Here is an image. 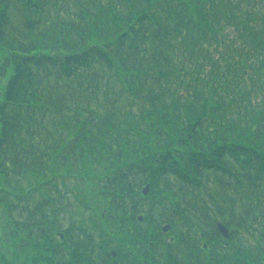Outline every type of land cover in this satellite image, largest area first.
Returning <instances> with one entry per match:
<instances>
[{"label": "trees", "instance_id": "obj_1", "mask_svg": "<svg viewBox=\"0 0 264 264\" xmlns=\"http://www.w3.org/2000/svg\"><path fill=\"white\" fill-rule=\"evenodd\" d=\"M9 70L0 264H264V0H0Z\"/></svg>", "mask_w": 264, "mask_h": 264}, {"label": "rangeland", "instance_id": "obj_2", "mask_svg": "<svg viewBox=\"0 0 264 264\" xmlns=\"http://www.w3.org/2000/svg\"><path fill=\"white\" fill-rule=\"evenodd\" d=\"M10 75H11V73L9 70L7 75L0 80V98L2 97V95L4 93V89H5V86L7 83V79L9 78ZM67 185L72 186L73 184L67 183ZM58 186H59V188H61L63 190L64 187H62V185L60 186L58 184ZM40 198H41L40 193H35L33 196V201L31 200V201H29V203L32 204V202H35V201L37 202L40 200ZM70 200L73 201L72 196L69 198V201ZM90 214H91L90 210H85L83 207H80L79 205L78 206L77 205L71 206L68 211H66V210L60 211L61 221L63 223L64 228L68 227L71 224H74V226H79V224L82 223L81 222L82 219H85L88 221L89 218H91ZM4 216H5V214H4V212L0 206V252L4 248H6V250H12L13 249L11 242H9V240H8V237L7 236L5 237V231L3 228L4 224H5ZM87 229L88 230L92 229L90 224H89V227H87ZM50 238H51L52 246H57L59 244V238L56 235L55 231L53 232V235ZM2 247H4V248H2ZM52 249H53V247H52ZM53 258L56 259V256H53ZM15 259L17 262V257H15ZM27 263H29V261H27ZM31 263H34V262H31ZM35 264H49V263H46V262L44 263V261H39Z\"/></svg>", "mask_w": 264, "mask_h": 264}, {"label": "water", "instance_id": "obj_3", "mask_svg": "<svg viewBox=\"0 0 264 264\" xmlns=\"http://www.w3.org/2000/svg\"><path fill=\"white\" fill-rule=\"evenodd\" d=\"M149 190V185H147L144 189H143V194H147ZM139 219H142L141 217H139ZM217 228L219 233L224 237V238H228L229 237V231L228 229L222 224V223H218L217 224ZM163 231L167 230V226L162 228Z\"/></svg>", "mask_w": 264, "mask_h": 264}]
</instances>
